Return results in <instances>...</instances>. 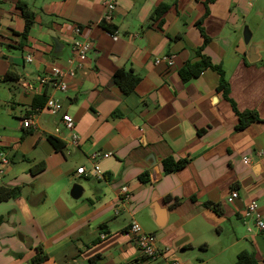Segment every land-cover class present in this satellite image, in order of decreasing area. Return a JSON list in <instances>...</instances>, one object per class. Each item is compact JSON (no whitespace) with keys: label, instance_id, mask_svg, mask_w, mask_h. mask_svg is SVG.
<instances>
[{"label":"crops","instance_id":"obj_1","mask_svg":"<svg viewBox=\"0 0 264 264\" xmlns=\"http://www.w3.org/2000/svg\"><path fill=\"white\" fill-rule=\"evenodd\" d=\"M17 1L35 12L26 39ZM104 1L0 0V186L21 187L20 195L0 201V264H31L39 245L47 255L40 264H169L171 253L182 264H234L244 249L264 264V230L255 225L256 217L264 219V29L253 62L239 33V18L256 1L212 0L202 22L210 41L201 53L223 68L236 109L259 117L237 131L235 112L216 90V71L207 68L187 81L178 74L197 59L203 37L195 23L207 0H114V34L98 25ZM161 3L169 8L150 19ZM51 31L64 41L55 54ZM76 37L92 48L64 79L67 90L52 80L40 84L50 64H66ZM129 67L141 80L124 94L113 75ZM8 71L14 78L4 77ZM41 96H52L61 111L42 107ZM33 113L32 126L24 128L22 120ZM62 113L71 117L73 131L64 127ZM47 135L63 148L55 150ZM92 152L98 154L93 162ZM169 155L189 162L164 173L161 159ZM38 162L44 169L28 172ZM81 166L85 173L77 174ZM143 172L148 182L138 179ZM73 183L83 187L78 199L69 193ZM123 186L129 199L122 203ZM205 201L219 203L222 212L204 207ZM252 201L257 208L248 214ZM132 221L156 235L160 256L141 257ZM195 248L190 261L186 252Z\"/></svg>","mask_w":264,"mask_h":264},{"label":"trees","instance_id":"obj_2","mask_svg":"<svg viewBox=\"0 0 264 264\" xmlns=\"http://www.w3.org/2000/svg\"><path fill=\"white\" fill-rule=\"evenodd\" d=\"M212 0H207L205 2V12L203 16L196 21L195 25L198 28L201 36L203 37V43L200 47H198L194 53L195 57L197 59L195 61L188 60L186 61L181 68L178 71V74L181 78L182 81H187L190 78L194 76H198L202 71H204L207 68H210L218 73L219 76V81L216 90L218 92L222 93V96L224 99H226L233 111L235 112L237 116V123L234 126V129L240 130L247 126L248 124L259 121V117L257 115V112L255 110H250L246 109L243 111H238L236 109L234 101L229 97V92H230V85L229 82L226 78L225 72L223 68L220 65L212 63L211 59L207 56L204 55L202 52L203 47L210 41V38L205 34V31L202 27V22L203 19L207 16L208 14V7L207 4L211 2ZM17 7L21 11V15L24 18V28L21 33V36L23 39L27 38L28 32L34 23V18H35V12L32 11L27 3L23 1H17L16 3ZM169 8V4L167 3H161L157 7L153 9V11L150 14V19L156 20L162 16L164 12ZM98 25L108 31L111 34H114L116 32V26L111 24L109 21L105 20L102 18L99 22ZM78 28L81 29L82 25H78ZM15 75L11 71L6 72L4 77L6 78H14ZM113 80L114 82L118 85L120 90L124 94H129L135 87L136 85L140 82L141 80V75L135 73L132 68H119L116 70V72L113 75ZM41 101L43 103H39L41 106L42 104L44 105L46 98L41 96ZM43 107V106H42ZM41 107V108H42ZM38 110L40 108H37ZM112 115H118L116 112L112 113ZM47 140L50 142V144L53 146L55 150H60L63 148V142H61L58 138H56L53 135H47ZM189 162V159L187 158H179L175 159L172 155L166 156L161 159V164L164 173H169L173 171H177L184 167L187 163ZM44 169V163L43 162H38L34 165H32L29 169L28 172L31 174H36ZM138 179L142 182H148V172H143L138 176ZM21 187H7V186H0V201L6 200L10 197L18 196L20 195V189ZM171 196L166 195L164 196V201L170 200ZM179 199L175 198L173 205L178 204ZM204 207L210 208L214 212L220 214L221 207L219 203H212L210 201H205L202 203ZM104 225H100L99 227V232L104 233ZM47 258L46 253L44 252L43 248L41 245L37 246V253L34 255V257L31 259V264H40L42 261H44ZM234 264H258V261L255 259L254 252L251 250H241L236 257V260Z\"/></svg>","mask_w":264,"mask_h":264},{"label":"built area","instance_id":"obj_3","mask_svg":"<svg viewBox=\"0 0 264 264\" xmlns=\"http://www.w3.org/2000/svg\"><path fill=\"white\" fill-rule=\"evenodd\" d=\"M116 3L114 0H105L103 3V15L102 18L109 21L115 10ZM79 28H76V33H79ZM116 33V32H115ZM92 42L85 38L76 37L73 39L71 43V54L66 59V64L63 66L50 64L47 67V71H44L43 75L39 77V83L44 84L48 80H52L53 85L56 89L65 92L67 90V85L64 82V79L67 76H73L74 71L77 67L81 66L82 61L86 59V53L91 50ZM27 61H31V56H26ZM168 63H171L169 58ZM43 107L50 110L52 113L60 112L62 109V105L60 102L55 100L52 96H48L45 100ZM38 109H36L37 111ZM35 118V114H29L22 120V126L24 128H28L32 126L33 120ZM61 120L64 124V127L73 131L74 123L71 117L67 113L61 114ZM70 142L72 145H77L78 136L76 133H71ZM98 157L97 152H92L89 154V159L93 162ZM77 174L85 173L84 166L78 167L76 169ZM237 193L235 190L231 192V197H236ZM129 199V192L127 187L123 186L120 188V200L121 202H125ZM257 208L256 202L252 201L247 206V213L252 214L255 213ZM255 225L258 230H264V219L260 217L255 218ZM129 231L133 233L135 236V242L137 249L141 255V257L145 259H155L156 257L162 254V251L157 247L156 241L157 237L152 233H145L141 231L140 226L135 221H132L129 226ZM100 237L103 238L104 234H100ZM169 264H182V261L179 257H176L174 254H170L167 256Z\"/></svg>","mask_w":264,"mask_h":264},{"label":"rangeland","instance_id":"obj_4","mask_svg":"<svg viewBox=\"0 0 264 264\" xmlns=\"http://www.w3.org/2000/svg\"><path fill=\"white\" fill-rule=\"evenodd\" d=\"M255 1H256V3H255ZM254 3H255V6L252 5V7L248 11L247 15H245L243 18L242 17L239 18V22H240L239 33H241V35H242L245 27H247L248 30L251 32L250 41L248 44H246V46L248 48L250 46H254V42H257V40H258L257 38H258V36H260V35H258L260 33V29L262 31L264 29V13H263V15H260V0H254L252 2V4H254ZM261 3L263 4V7H264V0H261ZM59 40L64 42L62 39H59ZM89 53H90V51L86 53V56ZM61 56H63V52H59L57 54L56 58L59 59V58H61ZM263 62H264V51L261 53V58L259 60V63L262 64ZM197 253H198L197 248H195L189 252H186L187 258L190 261H195ZM180 255L181 254L179 253V256Z\"/></svg>","mask_w":264,"mask_h":264},{"label":"water","instance_id":"obj_5","mask_svg":"<svg viewBox=\"0 0 264 264\" xmlns=\"http://www.w3.org/2000/svg\"><path fill=\"white\" fill-rule=\"evenodd\" d=\"M51 36L53 37V54L57 53L60 49H62L63 45L62 43H60V41L55 37V34L53 31L50 32ZM243 41L245 44H248L249 41H250V38H251V32L248 30L247 27H245L244 31H243ZM248 48V47H247ZM246 56L248 58V60L250 62H253L255 61L258 57H257V54H256V45L254 43V46H250L248 49H247V52H246ZM151 157H154L152 154L150 155ZM151 179L153 180V176L151 175ZM82 192H83V187L78 184V183H73L71 188H70V196L73 198V199H78L81 197L82 195Z\"/></svg>","mask_w":264,"mask_h":264}]
</instances>
